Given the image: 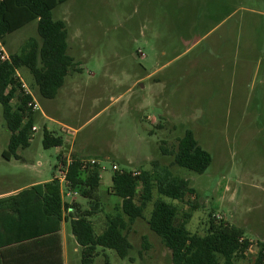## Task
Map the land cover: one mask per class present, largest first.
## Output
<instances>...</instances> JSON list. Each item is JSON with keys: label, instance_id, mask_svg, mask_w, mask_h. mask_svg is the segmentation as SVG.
<instances>
[{"label": "rangeland", "instance_id": "obj_1", "mask_svg": "<svg viewBox=\"0 0 264 264\" xmlns=\"http://www.w3.org/2000/svg\"><path fill=\"white\" fill-rule=\"evenodd\" d=\"M52 17L65 23L72 68L53 99L39 95L27 68L18 70L38 106L37 130L19 158H4L10 131L0 105V194L60 177L58 156L98 160L102 209L92 221L99 234L120 204L109 190L112 165L139 174L157 162L198 193L177 203L180 214L197 206L186 227L204 233L211 213L242 228L251 245L236 264H253L256 242H264V0H66ZM36 24L6 36L7 55L38 38ZM44 128L63 145L43 147ZM186 130L211 154L203 174L161 152ZM151 208L129 224L128 257L97 247L90 264H171L147 226ZM69 250L70 264H83L81 247L71 251L69 242Z\"/></svg>", "mask_w": 264, "mask_h": 264}, {"label": "trees", "instance_id": "obj_2", "mask_svg": "<svg viewBox=\"0 0 264 264\" xmlns=\"http://www.w3.org/2000/svg\"><path fill=\"white\" fill-rule=\"evenodd\" d=\"M66 0H0V43L7 35L36 21L38 38L29 37L18 53L0 59V105L6 127L10 131L7 151L3 157L18 158L16 151L26 148L32 138L36 111L27 103L30 95L24 94L16 73L22 67L32 74L38 93L53 99L69 74L73 58L68 55L67 31L64 21L54 20L52 11ZM17 101L13 107L12 100ZM42 145L45 148L61 147L63 139L44 128ZM163 155L172 157V165L196 174L206 172L212 162L211 154L202 148L191 130L177 139L176 146L168 150L162 146ZM61 166L65 161L58 156ZM99 166L81 168V158L73 155L67 168L66 189L87 201V208L77 202L62 201L58 178L44 184L33 185L17 194L0 198V228L8 227L15 239L8 243L39 239L58 231L62 220L69 221L72 235L81 247V262L90 264L98 255L97 247L114 250L118 257H128L132 244L128 238L129 224L144 219L149 203L152 208L147 226L170 252L171 264H236L245 258L251 241L244 237L242 228L217 220L211 213L205 223L204 233L192 232L186 225L196 204L180 214L178 202L188 195L198 197L189 180L174 174L168 166L153 162L152 169L141 171H113L109 190L120 199L118 211L106 216V224L98 234L92 218L102 209L99 195L101 181ZM141 192L137 194V186ZM154 192L156 198H153ZM70 212L63 216V212ZM127 218V219H125ZM1 235H0V243ZM257 253L253 264H264V242H256ZM107 260V259H106ZM107 264L108 261H107Z\"/></svg>", "mask_w": 264, "mask_h": 264}, {"label": "crops", "instance_id": "obj_3", "mask_svg": "<svg viewBox=\"0 0 264 264\" xmlns=\"http://www.w3.org/2000/svg\"><path fill=\"white\" fill-rule=\"evenodd\" d=\"M20 149H17L16 151L17 156L18 150ZM64 157L66 158V161H68L69 153L66 156L64 155ZM59 167V164L55 166V168L58 170ZM51 180L52 179L47 181L33 180L23 187L1 193L0 198H6L8 196L15 195L20 190L30 188L33 185L44 184ZM66 191H68L66 187L61 184L60 192L63 202L67 204H71L73 202L79 203L77 197L75 196V193H71L70 196H67ZM69 212L70 209L64 211L63 216H66ZM68 224L69 221L64 219L60 222L58 231L53 234L39 237V239H28L14 243H8L10 239H15L13 234L11 232H8V227H5L6 229L1 227L0 235L1 241L3 242L0 243V264H70L69 242H71L72 244L71 251L77 252V248L80 246L76 243L75 238L71 232L70 224L69 226Z\"/></svg>", "mask_w": 264, "mask_h": 264}, {"label": "built area", "instance_id": "obj_4", "mask_svg": "<svg viewBox=\"0 0 264 264\" xmlns=\"http://www.w3.org/2000/svg\"><path fill=\"white\" fill-rule=\"evenodd\" d=\"M0 59L2 61H5L8 59V55L7 53L5 52L4 48H3V45L0 43ZM17 77H19L20 79V82H21V88L23 89L24 91V94L26 95H30L32 97V94L31 92L29 91V89L26 87V85L23 83L22 79L20 78L19 74L16 73ZM27 106L31 108L32 111H36L38 106H37V103L35 102V100L33 99L32 97V101L28 102L27 103ZM37 128L35 126L32 127V131H36ZM71 163V159H69L68 161L65 162V165H62L59 167V172H60V177H58V181H59V184L63 185L66 187V184H67V180L65 178V175H66V172H67V168L69 166V164ZM99 161L98 160H95V159H81V168L82 169H86L88 167H91V166H99ZM117 166L115 164L112 165V170L115 171L117 170ZM71 193H74V192H70V191H66V195L70 196Z\"/></svg>", "mask_w": 264, "mask_h": 264}]
</instances>
